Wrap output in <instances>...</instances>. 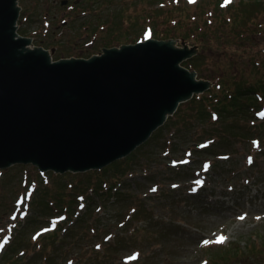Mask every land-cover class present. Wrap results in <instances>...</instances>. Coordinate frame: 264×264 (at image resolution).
Segmentation results:
<instances>
[{"label":"rangeland","instance_id":"1","mask_svg":"<svg viewBox=\"0 0 264 264\" xmlns=\"http://www.w3.org/2000/svg\"><path fill=\"white\" fill-rule=\"evenodd\" d=\"M181 1L139 0L136 3V0H65L63 3V0H19L20 11L29 12L30 17L24 22L19 16L18 32L31 37L35 45L54 48V59L57 55L59 58L71 55L87 57L97 54L109 37L116 38L109 46L133 43L137 37L143 39L142 25L138 21L130 22L135 18L134 10H145V23L153 28L152 11L166 12L168 7H180ZM214 1L207 0L205 6L213 26L220 29L210 7ZM80 2L93 4L90 9L96 14L88 17L87 14L93 12L78 7ZM193 11L197 9L193 8ZM122 14L124 17L120 19ZM248 20L253 24L261 22L260 28H255L252 35L255 42L252 45L257 44L254 49H243L239 42L230 40L226 35L208 38V45L193 38L187 40L189 44L199 45L198 55L210 57L199 67L204 70L202 74L199 73L200 76L206 77L208 70L217 68L216 61L223 64L231 58L239 60L264 48V10L259 8L257 12L254 11ZM226 26L223 25V28L226 29ZM137 32L138 36L135 37L133 34ZM43 34H49V37L41 39ZM219 42L225 44L224 49H220ZM192 67V64H188V68ZM254 96L260 106L264 104L262 93L256 92ZM256 110L251 113L249 109L247 117L241 112L225 117L214 110L217 116L214 114L212 119L193 120L184 137L175 134L172 126L166 128L136 153L129 154V160L133 162L129 168L112 178L109 175L105 177L108 179L103 185L113 182L114 178L119 182L111 196L94 195L92 187L76 195L69 190L81 178H86L89 171L74 173L75 176L67 178L59 177V188L65 190L69 198H76V203L71 214L65 209L60 212L66 213L67 219L59 224L60 234L47 243L48 264H66L68 261L72 264H201L204 260L210 264L218 255L220 245H203L201 238H211L217 232L226 235L221 245L231 246L232 249L244 250L246 246L253 245L260 249L264 247V134L258 126L264 123V119L255 120ZM214 128L217 133H211ZM223 132H234L235 135L223 138L225 146L211 155L209 148ZM239 134L251 137L242 138ZM203 140H208L210 145L199 150L197 143ZM185 150L192 152V162L187 166H171L170 163L184 158ZM219 153H225L227 158L217 159ZM203 160L211 163L206 172L201 168ZM35 167L19 163L1 168L2 172H10L0 182V240L5 241V250L15 234V237H21L24 248L5 258L2 257L3 251L0 264H12L14 258L19 256L23 258L15 264H25V260L26 264H40L35 250L39 248V243L47 242L48 238L42 235L39 243L32 242V234L41 226H53L54 216L60 214L56 212L60 203L48 193L42 211H35L38 207L32 202L29 204L37 188L48 179L46 172L42 174ZM47 173L50 181L46 183V191H51L56 174L51 171ZM195 177L206 180L197 193L191 192ZM32 187L36 189L35 192L31 190ZM26 191L32 193L26 196ZM18 195L25 196L21 205L15 203ZM80 202H83V208H80ZM21 212L26 214L21 216ZM239 213H246L243 220L237 218L241 215ZM27 217L33 218V221L28 223ZM72 225L74 230L70 233L68 231ZM131 251H137L139 257L136 261L128 262L125 257ZM224 264L242 263L234 260Z\"/></svg>","mask_w":264,"mask_h":264},{"label":"water","instance_id":"2","mask_svg":"<svg viewBox=\"0 0 264 264\" xmlns=\"http://www.w3.org/2000/svg\"><path fill=\"white\" fill-rule=\"evenodd\" d=\"M20 10L18 0H0V169L99 170L214 85L182 66L199 52L185 39L152 37L53 61L54 48L17 33Z\"/></svg>","mask_w":264,"mask_h":264},{"label":"trees","instance_id":"3","mask_svg":"<svg viewBox=\"0 0 264 264\" xmlns=\"http://www.w3.org/2000/svg\"><path fill=\"white\" fill-rule=\"evenodd\" d=\"M138 1L139 0H136V3ZM206 3L207 0H195L194 2L182 0L180 7H168L166 8V12L156 9L154 10L155 12L152 11L151 13L153 28L151 24L145 23V10H143V12L134 10V12H136L135 18L134 20H130V22L138 21L139 24L142 25L143 36L145 35V32H148V34L152 37L160 36V38H184L187 40H192L193 38L194 41L200 40L201 43L208 45V38H213L214 36L222 38L224 35H226L230 40L232 39V41L239 42V45L243 46V49H246L247 47L249 49H254L256 47L257 44L252 45L255 43L252 35L255 31V28H260L261 22L253 24L249 22L248 18L254 13V11L257 12L259 8L264 10V0H238V2L235 3L225 1L222 3V0H215L214 5H210V7L213 8L212 12H214L215 18H217V25L220 29L214 27L211 22V18L208 17V11L206 10L205 6ZM92 6L93 4L87 5L86 2H80L78 5V7L86 9V11L93 12L91 14H87L88 17L96 14L94 10L90 9ZM193 8L197 9V11H193ZM123 17L124 15L122 14L120 19ZM223 25H227L226 29L223 28ZM243 25L245 26V29H242ZM211 27H213L212 30L210 29ZM209 32H213V34H208ZM133 35L137 37L138 32ZM138 39L140 38L137 37L133 40L137 41ZM105 40L107 41L104 43L105 46H109V44H112L116 41V38L113 39L112 37H109ZM219 45L220 49L225 48V44L223 42H219ZM56 58H59V56L57 55ZM206 58L210 57L197 55L189 60H186L184 64L186 66H188V64H192V68L197 70L198 74H202L204 70L203 68L199 67L203 65ZM215 65H217V68H214V70H208V73L205 77L207 79L214 80L215 84L205 93L198 96L194 95L190 100L181 103L178 106L176 112L172 116H169L166 122L153 132L150 139L136 148V150L132 153H136L137 150L147 144L150 140L162 134L161 131L169 127L171 128V126L174 128L175 134L184 137L185 134H187L190 130L191 122L193 120L202 121L206 119L208 120L209 118L212 119L214 113H216L213 112L214 110L218 111L221 116L225 117H232L236 112H241L243 113L244 117H247V111L249 109H251L252 113L253 110H256L259 107L260 103L257 98H255L254 93L260 92L264 95V48L244 55L243 57L239 58V60H234L231 58V60L227 61L226 63L224 62L223 64H220L218 61H216ZM252 117L255 118V116ZM258 126L261 127V130L264 134V123L258 124ZM217 132L218 131L216 128H214L211 133ZM226 132H223V134H221L219 137H216V143H214L213 146L209 148L211 155H215L217 152H219L218 149H220V147L225 146L226 142L222 140L223 138L235 135L234 132ZM239 135L242 138L251 137L247 134ZM252 136L257 137L260 135ZM199 150L203 149L199 148ZM221 155L226 156L227 158L225 153H219L217 154V157L219 158ZM132 163L133 162L129 160L128 155L126 158L117 160L102 168L101 170H91L87 172L88 176L86 178H81L79 180V178L76 177L78 178L77 181L79 180L78 183L74 184L72 189L69 190L74 192L76 195L77 193L81 191L85 192L88 190V188L92 187L91 192L93 191L94 195H103L106 197L111 196L113 194L112 191L117 189L116 185L119 183L117 182V179L114 178L113 182H108L107 184L103 185L105 179H108L105 177L109 175L112 178L116 173L125 171ZM9 172L10 171L6 173L3 170V177H1L2 179H0V182H3V180L8 177ZM39 176L42 175L39 173ZM46 176L48 177L47 181H50L48 173H46ZM70 176H75V174L68 172L65 174L55 175L53 180V188L51 191H46L48 187L46 183L48 182H45V184H42V186L38 187L37 190L35 189L36 195L33 197V200L31 198L32 201L30 200L29 204L31 205L32 202L34 203L35 207H38L35 208V211H42L43 205H46V194L48 193L52 198L56 199L60 203V205H57V213H60L65 209L68 214H71L73 212L72 207L76 203V198H69V195L65 192V190H61L58 186L59 177L67 178ZM198 196L200 195L198 194ZM63 200L65 203H62ZM27 219L29 220L28 223L33 221V218L27 217ZM78 219L82 221L81 218L78 217ZM59 226L57 229L45 232L44 234H41L37 237L33 236V232L31 240L32 242L39 243L38 240L41 239L39 237L42 235L45 236V238H48L47 242L41 244L39 243V248L35 250L40 264H48L49 255L46 254L45 248L49 247L47 243L49 244L50 240L56 238V236L60 234ZM73 230L74 225H72L70 231L68 232L72 233ZM219 247L220 250L218 251V255L216 256L214 262L210 264H224L230 263L234 260H238L242 264H264V261L262 260L264 259V247L260 249L257 245L246 246L244 250L241 248L232 249L231 246L223 245ZM20 248H24L22 247L21 237H15V234H13L12 240L4 250L2 257L5 258ZM20 250H18L16 253H18ZM25 252L27 253V250H25ZM22 258V256L14 258L12 264L17 263L19 260H22Z\"/></svg>","mask_w":264,"mask_h":264},{"label":"flooded vegetation","instance_id":"4","mask_svg":"<svg viewBox=\"0 0 264 264\" xmlns=\"http://www.w3.org/2000/svg\"><path fill=\"white\" fill-rule=\"evenodd\" d=\"M31 5L33 6L32 3H31ZM21 13H22L23 18L27 21V18L30 17L29 12L22 11ZM52 33H54V31ZM40 37H42L41 39H47L49 36L45 34V35L40 36Z\"/></svg>","mask_w":264,"mask_h":264},{"label":"bare ground","instance_id":"5","mask_svg":"<svg viewBox=\"0 0 264 264\" xmlns=\"http://www.w3.org/2000/svg\"><path fill=\"white\" fill-rule=\"evenodd\" d=\"M18 5L20 6V4H19V0H18ZM19 35H21L19 32H17ZM32 40V39H31ZM32 45H34V46H42V45H35V44H33V41H32ZM44 47V46H43ZM217 159H219V160H221V158H217ZM202 188V187H201ZM239 214H241V213H239ZM238 216H241V215H238ZM248 216V215H247Z\"/></svg>","mask_w":264,"mask_h":264},{"label":"snow or ice","instance_id":"6","mask_svg":"<svg viewBox=\"0 0 264 264\" xmlns=\"http://www.w3.org/2000/svg\"><path fill=\"white\" fill-rule=\"evenodd\" d=\"M154 190H155V189H153V191H154ZM243 218H244L243 216L240 217V219H243ZM220 239L222 240V239H224V237H221Z\"/></svg>","mask_w":264,"mask_h":264}]
</instances>
